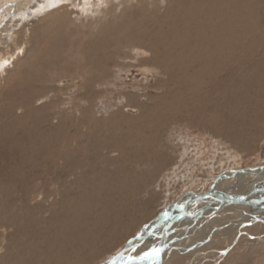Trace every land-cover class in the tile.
I'll list each match as a JSON object with an SVG mask.
<instances>
[{
	"label": "rangeland",
	"instance_id": "374dc122",
	"mask_svg": "<svg viewBox=\"0 0 264 264\" xmlns=\"http://www.w3.org/2000/svg\"><path fill=\"white\" fill-rule=\"evenodd\" d=\"M10 1L0 0V26L27 29L25 42L7 33L0 45V76L11 71L0 81V215L17 199L32 230L45 224L46 258L33 241L34 264H102L141 247L144 228L186 191L242 193L255 181L264 0H51L70 12L49 18L45 36L33 28L47 14L23 15L44 1L14 14ZM203 199L194 215L215 205ZM249 202L261 219L219 207L162 264H264V209ZM0 227L3 247L15 225Z\"/></svg>",
	"mask_w": 264,
	"mask_h": 264
},
{
	"label": "bare ground",
	"instance_id": "6f19581e",
	"mask_svg": "<svg viewBox=\"0 0 264 264\" xmlns=\"http://www.w3.org/2000/svg\"><path fill=\"white\" fill-rule=\"evenodd\" d=\"M28 1L30 3V0H16V1L12 0V2L11 1L8 2L6 5L7 8H9L8 12L13 13L14 11H16V9H19L21 11L20 13H22V7L24 5H29ZM43 1H44L43 3H41L42 1L41 2L40 1L35 2V5L32 4L33 7H31V8L27 7V8H29L28 9L29 14L24 13L23 15L26 16L25 17V21H26L28 19L29 15H30V17L35 16V18H36V17H39V15H41L43 13L47 14L45 17L44 16L42 18L40 17L41 19L39 18L40 23H42V25H40V26L38 25L39 27L35 25L36 28L32 27L33 29L38 30L39 34L41 33V34H43V36H45V23L47 21H49V18H52L56 14L59 13L60 14L59 18L61 19L63 17V14H65L64 12H68L67 10H69V12H70V9L69 8H61L60 6L47 7L48 4H50L51 2H54V1H51V0H43ZM85 1L87 2V0H84V2ZM62 2H64V0L60 1L61 4H64ZM1 7H0V9H1ZM49 9H52V10L49 13H47V11ZM23 10H24V8H23ZM4 11H5V9H4ZM18 12L19 11H17V14H18ZM72 12H74V11H72ZM10 15H12V14H10ZM3 16H5V15H3ZM4 19H5V17H4ZM23 23H25V22H23ZM12 26L13 25H9L7 28H2V26H0V37H2V38H0V42H1L0 45L2 44V39L4 40V38H3L4 34H7V33L10 34V37L12 36L11 35V33H12L13 36H15L17 40L19 38L21 42L26 41L24 35H25V29H27V26L25 24L22 25L20 23H19V26H17V27H15V26L12 27ZM12 39L14 41V38H12ZM17 46H18V44H17ZM7 50H8V47L4 46L3 51L6 52ZM7 53H11L10 50H8ZM26 56H27V58H29L28 53H26ZM8 59H10V58H8ZM41 59H43V61H42L43 63L40 66H44L45 55H43L41 57ZM4 64L8 65V63H6V61H4V63L1 66L4 67ZM32 65H35V64H32ZM38 69H39V67H38ZM9 70H10V68H8L6 70V74H4L3 76H0V81H4L5 79L8 78L9 74L11 73V71H9ZM39 73L40 72H37V75ZM250 170H251L250 173L247 175L248 177H251L252 172L257 171L255 173V176H254L255 181L251 182L250 185L246 188L245 192H242V193H232L233 195L227 194V193L223 194V191H220L219 189L216 188V190H215L216 192L212 191V192L207 193L206 195H204L202 197H197L198 195H196L194 192L186 191L185 194L183 195V197L187 198V200L185 199L186 202H184L183 205H181V203H178V202L172 204V206L170 208H168V210L165 213H163L162 216L158 217L156 220L151 222L150 226L147 229L144 228L143 232L141 233V236H138L139 237L138 242L141 244V247L135 248L132 245H131V247H128V245L130 244V242H129V244L124 249H122L118 255L109 258L107 261H105L102 264H162L161 261L162 260L164 261V255H166V253L182 248V247H179L178 244H181V242H180L181 238L187 234L188 225L198 227L203 222V220H208L209 218L213 217L214 214L217 212V210H219V207L227 208L229 205L234 204L235 205L234 208L240 209L241 213L243 215L256 216L255 218L261 219V217L257 216L256 213H248V212L244 211V206L242 204L243 202L251 203L249 201H254L255 205H257V203H259L257 206H259V207L263 206V209H264V173H263L264 168L261 166L260 167L257 166L255 168L250 169ZM208 196H213L216 198L215 205L212 206L211 209H207V213H206V211L202 210L203 211L202 214H201V212H199V214L194 215L193 213L196 210L195 208L198 207L199 204H202L203 201H206V199H203V198L208 197ZM16 200L13 203L18 202ZM13 203L10 200H8L7 202H4L3 203L4 208L2 209V211L4 210L3 215L2 216L0 215L1 217H3V221L1 222L2 227H5L6 225L8 226L9 224L15 225V228H14L13 232L11 233V236L9 235L10 239L8 240V243L5 246L0 247L1 253H2V255L0 256V264H32L33 258L36 255V253H35L36 251H34L33 246H32L33 241H36V243H38L37 247H40L42 249V254L39 257L41 260H44L46 258L45 255L47 254V253H45V250H44V247H45V224L39 220L40 224H42V225L39 226L36 224V228L35 229L33 228L34 230H32V227L34 225V218L32 215H34V214H32L30 209L25 208V206H21V205L20 206H13L14 207V209H13V207H12ZM196 204H198V205H196ZM202 206H203V204H202ZM251 208H256V207L252 206ZM203 209H204V207H203ZM170 210H173V212L170 213ZM197 210H198V208H197ZM200 211H201V209H200ZM34 212L35 211H33V213ZM183 215H184V217H183ZM165 217H167V222L164 224ZM43 221H45V220H43ZM75 221H76L75 219H73V220L71 219L68 224H75L76 225L79 223V222H77V221L75 222ZM171 221L173 222L172 224H170ZM204 226H206V225H204ZM3 230H6V228H4ZM68 237H70V236H68ZM157 238L159 240L157 249H160L159 257L156 259H152V258L145 259L146 261L143 260V263H142V259L139 260L140 255L143 254V252L144 253L149 252L153 248H155V246L151 247V245L150 246H148V245L152 244V242H150V241H153V240H154L153 243H156L155 239H157ZM65 243H68V241H66ZM135 243H137V241ZM77 245H79V244L77 243ZM75 246L76 245L74 244V247H73L74 249L76 247H78V246H76V247ZM72 249H71V253H72ZM65 251H66V249H65ZM75 251H76V249H75ZM75 251H74V253H75ZM71 253H69V254H71ZM72 255H71V257H72ZM74 255H76V254H74ZM78 257H80V255H78ZM66 259H67V257H66ZM70 259H72V258H70ZM71 261H73V260H71ZM71 261H70V263H71ZM44 263L45 262L40 263V264H44ZM67 263H69V262H67Z\"/></svg>",
	"mask_w": 264,
	"mask_h": 264
},
{
	"label": "snow or ice",
	"instance_id": "6c2138e0",
	"mask_svg": "<svg viewBox=\"0 0 264 264\" xmlns=\"http://www.w3.org/2000/svg\"><path fill=\"white\" fill-rule=\"evenodd\" d=\"M144 255L145 257L156 259L160 255V249L153 248L151 251L145 252Z\"/></svg>",
	"mask_w": 264,
	"mask_h": 264
},
{
	"label": "water",
	"instance_id": "95a60500",
	"mask_svg": "<svg viewBox=\"0 0 264 264\" xmlns=\"http://www.w3.org/2000/svg\"><path fill=\"white\" fill-rule=\"evenodd\" d=\"M175 203H176V202H175ZM172 223H173V222L171 221L170 224H172ZM169 226H170V225H169ZM142 258L144 259V258H146V257L144 256V257H142ZM161 262H163V260H162Z\"/></svg>",
	"mask_w": 264,
	"mask_h": 264
}]
</instances>
